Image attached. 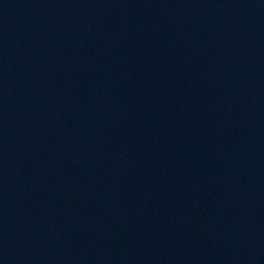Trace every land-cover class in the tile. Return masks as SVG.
Masks as SVG:
<instances>
[{
	"label": "water",
	"instance_id": "obj_1",
	"mask_svg": "<svg viewBox=\"0 0 264 264\" xmlns=\"http://www.w3.org/2000/svg\"><path fill=\"white\" fill-rule=\"evenodd\" d=\"M0 264H264V0H0Z\"/></svg>",
	"mask_w": 264,
	"mask_h": 264
}]
</instances>
